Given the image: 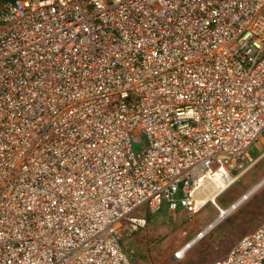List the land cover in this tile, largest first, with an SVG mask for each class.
I'll use <instances>...</instances> for the list:
<instances>
[{
  "label": "built area",
  "instance_id": "built-area-1",
  "mask_svg": "<svg viewBox=\"0 0 264 264\" xmlns=\"http://www.w3.org/2000/svg\"><path fill=\"white\" fill-rule=\"evenodd\" d=\"M260 144L264 0L0 2V264H131L211 205L199 241ZM205 264H264V219Z\"/></svg>",
  "mask_w": 264,
  "mask_h": 264
},
{
  "label": "rangeland",
  "instance_id": "rangeland-1",
  "mask_svg": "<svg viewBox=\"0 0 264 264\" xmlns=\"http://www.w3.org/2000/svg\"><path fill=\"white\" fill-rule=\"evenodd\" d=\"M6 0H0L4 2ZM145 142V146H146ZM253 166L216 201L227 209L264 178V144L250 152ZM218 216L211 205L195 215L184 211L170 212L164 207L151 215L144 229L121 239V246L131 264H205L223 256L242 235L252 231L264 219V185L241 203L230 216L222 220L187 253L183 261H175L173 253L190 242Z\"/></svg>",
  "mask_w": 264,
  "mask_h": 264
},
{
  "label": "bare ground",
  "instance_id": "bare-ground-1",
  "mask_svg": "<svg viewBox=\"0 0 264 264\" xmlns=\"http://www.w3.org/2000/svg\"><path fill=\"white\" fill-rule=\"evenodd\" d=\"M263 185H264V178L258 183V184H256V186L252 189V190H250V191H247V195L246 196H244V198L242 197V199L234 206V208L233 209H231V210H229V211H225V209H221L222 210V214H223V219L222 220H224L225 218H227L228 216H230V214H232L237 208H239V206L241 205V203L242 202H244V201H247V200H249L250 199V197H251V195L253 194V193H255L256 191L258 192L259 191V189L260 188H262L263 187ZM227 214V215H226ZM221 220V221H222ZM220 221V222H221ZM219 222V223H220ZM219 223H214L212 226H211V228L210 229H208V230H206L205 232H207V234L211 231V230H213ZM206 234V233H205ZM206 234V235H207ZM198 241H196V240H191V244H190V249L197 243ZM189 249V250H190ZM183 251H185V250H183Z\"/></svg>",
  "mask_w": 264,
  "mask_h": 264
}]
</instances>
